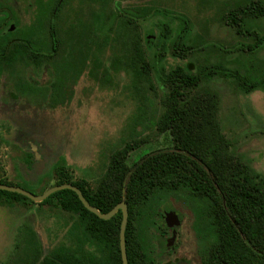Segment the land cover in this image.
<instances>
[{"label": "trees", "instance_id": "16d2710c", "mask_svg": "<svg viewBox=\"0 0 264 264\" xmlns=\"http://www.w3.org/2000/svg\"><path fill=\"white\" fill-rule=\"evenodd\" d=\"M90 1L99 3L90 18L69 24L72 49L78 47L77 52L60 56L50 70L46 67L51 63L49 56L8 54V75L13 76L20 60L26 76L19 89L49 91L54 105L64 102L66 81L78 82L83 72L96 73L103 82H112L115 74L127 75L141 102L159 107L156 128L170 133L173 146L148 153L130 167V154L149 142L148 137L133 133L110 150L108 163L97 177H77L71 166L59 163L53 170L54 185L36 194L72 183L103 213L125 201L129 264H156L157 247L146 242L161 238V206L171 196L183 194L198 204L195 213L204 227L201 239L206 236L207 240L204 264H264V174L233 149L219 116L221 95L213 87L221 79L232 81L243 94L264 91V68L243 66L235 55L228 57L238 52L252 55L263 48L264 34L251 21L264 17V0H246L221 14L220 23L254 39L239 42L232 50L200 40L188 17L167 8L123 7L121 0ZM207 48L219 50L220 60L197 59L196 54ZM168 54L186 61L168 65ZM31 70L47 71L45 84L34 83L27 75ZM0 183L17 185L7 178H0ZM0 201L37 204L68 218L58 227L67 230L47 253L40 238L37 243L35 238L27 240L25 264H123L122 210L102 219L72 189L54 192L42 202L0 189Z\"/></svg>", "mask_w": 264, "mask_h": 264}, {"label": "rangeland", "instance_id": "374dc122", "mask_svg": "<svg viewBox=\"0 0 264 264\" xmlns=\"http://www.w3.org/2000/svg\"><path fill=\"white\" fill-rule=\"evenodd\" d=\"M245 1L121 0V4L123 7L167 8L184 15L194 25L200 40L232 50L237 43H253L254 39L237 35L232 28L220 23V16ZM94 5L89 0H71L65 9L64 27L68 26V21L90 18ZM251 24L264 34V17ZM217 51L207 48L196 57L217 62L221 57ZM234 55L243 66L264 68V46L252 55L238 52L228 57ZM183 61L186 60L169 54L166 59L168 65ZM20 69L13 77L6 73L1 82V94L3 85L5 92L0 96V178L37 193L54 185L53 170L59 163L71 166L77 177H97L101 167L108 163L110 150L133 133L148 137L149 142L130 154V167L148 153L173 146L170 133H160L156 128L159 107L141 102L127 75L115 74L112 82H103L100 75L83 72L73 88L64 89V102L54 105L49 91L23 93L19 89V83L26 76L24 69ZM27 73L29 78L41 80L43 84L49 78L47 71ZM213 87L221 95L219 116L233 149L264 174V91L243 94L232 81L221 79L213 83ZM65 90L68 91L65 93ZM71 90L73 94L69 99ZM157 92L160 94L158 88ZM197 207L195 200L180 194L171 196L160 208L162 213L175 210L182 220L174 229L176 233L179 229L178 242L173 244L175 254L198 245L196 232L203 231L204 227L198 222ZM67 219L45 206L28 207L0 201V264H25L30 237L35 238V243L40 238L44 253H47L60 240L66 227L62 230L58 227ZM160 222L167 223L164 218ZM203 239L207 242L206 236ZM163 242H166L164 238ZM169 260L163 258L164 263Z\"/></svg>", "mask_w": 264, "mask_h": 264}, {"label": "flooded vegetation", "instance_id": "af4514ba", "mask_svg": "<svg viewBox=\"0 0 264 264\" xmlns=\"http://www.w3.org/2000/svg\"><path fill=\"white\" fill-rule=\"evenodd\" d=\"M70 1L71 0H0V88L2 79L5 78L6 73H8L5 62V56L8 54L19 57L24 55L49 56L51 57V63H48L46 67L50 70V68H53L55 62L60 59V56H68L71 50L77 52L79 49L78 47L77 49H72V35L69 31L70 21H68L69 24L67 27L63 25V23L67 21L64 19V13ZM89 2L92 4H99L95 1L89 0ZM20 19L22 20L21 22L19 21ZM75 40L76 39H74V41ZM7 45H10L11 48H7ZM18 68L24 69L20 60L13 68V70L15 69V73L19 70ZM10 70L13 71L11 68ZM38 82L43 83L41 80H34V83ZM66 83L68 85L66 88H73L77 82L70 79L66 81ZM67 91L68 90H65V93ZM4 92L5 86L3 85L2 94ZM70 93L73 94V90H71ZM2 94L0 89V96ZM167 212L168 211H165L163 213L164 220L166 219ZM175 228V225L169 226L165 223L158 232V236L161 237L162 240L146 242V244L154 243L157 247V250H155L156 255L154 256L155 261H157L156 264H204V251L207 242L201 239L200 232H196L198 237L196 241L198 245H196V248L181 249L176 251L177 253L175 254L173 248H175L174 245L179 239V229L177 228L176 233L174 231ZM174 235L175 239L173 241L171 239ZM163 238L166 242H163ZM201 241H203L204 244H202ZM67 243L70 245L71 240L68 239ZM165 253L169 254V256H165ZM163 258L171 260L164 263Z\"/></svg>", "mask_w": 264, "mask_h": 264}, {"label": "water", "instance_id": "95a60500", "mask_svg": "<svg viewBox=\"0 0 264 264\" xmlns=\"http://www.w3.org/2000/svg\"><path fill=\"white\" fill-rule=\"evenodd\" d=\"M0 189L23 194L35 202H42L46 198H48L51 194H53L54 192H57L59 190L72 189L78 194V196H79L80 200L82 201V203L84 204V206L87 209H89L90 211H92L93 213L97 214L102 219H110L119 210H122L123 219H122L121 230H120V246H121L123 264H129L128 254H127V244H126V228H127V224H128L129 210H128V205L125 201L118 203L113 209H111L110 211H108L106 213H103L96 206L92 205L87 200V198L83 194L82 190L78 186L73 185L72 183H63L60 185H55L53 187H50L46 191H44L42 194H36V193H33V192H31L27 189H24L20 186L10 185V184H6V183H0ZM166 222L169 226H174L180 222V218H179L178 214L175 212V210H170L166 213ZM174 239H175V235L172 237L171 240L174 241ZM170 243H171V241H170Z\"/></svg>", "mask_w": 264, "mask_h": 264}]
</instances>
